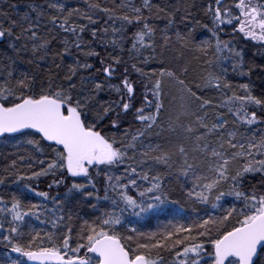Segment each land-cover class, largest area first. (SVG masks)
I'll return each mask as SVG.
<instances>
[{"label": "snow or ice", "instance_id": "1", "mask_svg": "<svg viewBox=\"0 0 264 264\" xmlns=\"http://www.w3.org/2000/svg\"><path fill=\"white\" fill-rule=\"evenodd\" d=\"M0 4V264H264V0Z\"/></svg>", "mask_w": 264, "mask_h": 264}, {"label": "trees", "instance_id": "2", "mask_svg": "<svg viewBox=\"0 0 264 264\" xmlns=\"http://www.w3.org/2000/svg\"><path fill=\"white\" fill-rule=\"evenodd\" d=\"M10 2L11 3H17V4H19L20 5V8H19V11H24L25 9L23 8V5L26 3V2H28V0H10ZM98 2H100L101 4H107L109 7H111V5H112V0H98ZM69 3L71 4V5H73V6H77V7H81V6H83L82 5V0H69ZM0 7H4V8H6V6L5 5H3V4H0ZM103 14H101V16H102ZM92 27H99V25H95V26H92ZM153 67H155V66H153ZM234 80H236V79H238V78H233ZM254 79H255V77H254ZM257 84H259V80H257ZM257 91H259V88H257ZM209 95H210V97L211 96H214L215 95V93H214V91H210L209 92ZM175 186V185H174ZM40 189H43V190H47V188H46V184L45 183H41L40 184ZM53 195L55 194L54 192L52 193ZM30 198L33 200V202H39V198L38 197H31L30 196ZM169 220L171 219V217H169L168 218ZM167 221H165V220H161V221H154V222H152V224L150 225V229H155L156 227H157V225L158 224H163V223H166ZM32 223L34 224V225H36L37 226V228H43L44 226L43 225H39L38 224V222L37 221H32ZM5 249L3 248V247H0V258H2L3 257V255H4V253H5ZM13 256H15L14 254H12Z\"/></svg>", "mask_w": 264, "mask_h": 264}, {"label": "water", "instance_id": "3", "mask_svg": "<svg viewBox=\"0 0 264 264\" xmlns=\"http://www.w3.org/2000/svg\"><path fill=\"white\" fill-rule=\"evenodd\" d=\"M15 255V254H14Z\"/></svg>", "mask_w": 264, "mask_h": 264}]
</instances>
